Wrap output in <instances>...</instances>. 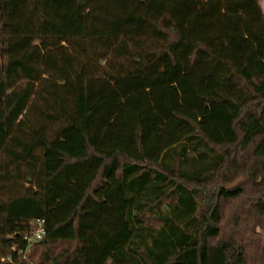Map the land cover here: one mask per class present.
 Segmentation results:
<instances>
[{
	"label": "trees",
	"instance_id": "trees-1",
	"mask_svg": "<svg viewBox=\"0 0 264 264\" xmlns=\"http://www.w3.org/2000/svg\"><path fill=\"white\" fill-rule=\"evenodd\" d=\"M56 1L0 0V264H264L259 0Z\"/></svg>",
	"mask_w": 264,
	"mask_h": 264
},
{
	"label": "rangeland",
	"instance_id": "rangeland-1",
	"mask_svg": "<svg viewBox=\"0 0 264 264\" xmlns=\"http://www.w3.org/2000/svg\"><path fill=\"white\" fill-rule=\"evenodd\" d=\"M261 7L264 11V0H259ZM47 14L50 19V23L47 24L46 32L50 35L54 36H69V35H79L82 33V24L83 17L85 14V9L80 4H75L66 0H60L56 2H48L47 4ZM236 42H241V47L238 48V52L243 55L249 54L250 58H264L263 51L252 50L247 47V44L243 38L236 37ZM209 45H212L214 48L218 50V52L223 51V49H227L222 41L219 42H211ZM228 45V43H227ZM230 47L233 46L230 44ZM227 51V50H226ZM224 52V51H223ZM177 53L182 57V47L177 48ZM233 57V55H230ZM207 56L203 57V62H207ZM227 57V56H226ZM231 57V58H232ZM189 65V61L186 63ZM234 90H238L237 87L233 88ZM237 93V92H235ZM209 203L207 205L212 206L214 201L211 198H207ZM206 200V201H207Z\"/></svg>",
	"mask_w": 264,
	"mask_h": 264
},
{
	"label": "built area",
	"instance_id": "built-area-1",
	"mask_svg": "<svg viewBox=\"0 0 264 264\" xmlns=\"http://www.w3.org/2000/svg\"><path fill=\"white\" fill-rule=\"evenodd\" d=\"M45 233L46 230L44 226V220L41 219L37 222H34L33 230L25 233V239H27V241L31 244L33 242L43 239Z\"/></svg>",
	"mask_w": 264,
	"mask_h": 264
},
{
	"label": "water",
	"instance_id": "water-1",
	"mask_svg": "<svg viewBox=\"0 0 264 264\" xmlns=\"http://www.w3.org/2000/svg\"><path fill=\"white\" fill-rule=\"evenodd\" d=\"M43 240V239H42Z\"/></svg>",
	"mask_w": 264,
	"mask_h": 264
}]
</instances>
